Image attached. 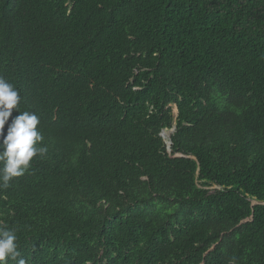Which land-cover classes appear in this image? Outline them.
<instances>
[{"label": "trees", "instance_id": "trees-1", "mask_svg": "<svg viewBox=\"0 0 264 264\" xmlns=\"http://www.w3.org/2000/svg\"><path fill=\"white\" fill-rule=\"evenodd\" d=\"M0 75L47 147L0 187L26 264H264V0H0Z\"/></svg>", "mask_w": 264, "mask_h": 264}, {"label": "clouds", "instance_id": "clouds-1", "mask_svg": "<svg viewBox=\"0 0 264 264\" xmlns=\"http://www.w3.org/2000/svg\"><path fill=\"white\" fill-rule=\"evenodd\" d=\"M19 89L0 75V187L7 188L14 178L25 175L34 157L47 153L38 115L20 111ZM18 113L13 115V112ZM5 125L7 129L5 130ZM26 264L21 256L16 232L0 225V264Z\"/></svg>", "mask_w": 264, "mask_h": 264}, {"label": "water", "instance_id": "water-1", "mask_svg": "<svg viewBox=\"0 0 264 264\" xmlns=\"http://www.w3.org/2000/svg\"><path fill=\"white\" fill-rule=\"evenodd\" d=\"M178 111H177V108H176V113H177ZM174 130H175V128H172V129H170L169 130V137H168V139L166 140V143H167V148H168V150H171V145H172V141H171V136H170V134H172L173 132H174ZM164 133H165V130H163L162 131V133H161V136L164 138ZM176 156H182L181 154H177ZM254 203H259V202H254Z\"/></svg>", "mask_w": 264, "mask_h": 264}, {"label": "rangeland", "instance_id": "rangeland-1", "mask_svg": "<svg viewBox=\"0 0 264 264\" xmlns=\"http://www.w3.org/2000/svg\"><path fill=\"white\" fill-rule=\"evenodd\" d=\"M173 111H174V114L176 115L177 113H176V108L175 107H173ZM169 133H170L169 130H165L164 139H166V140L168 139Z\"/></svg>", "mask_w": 264, "mask_h": 264}]
</instances>
